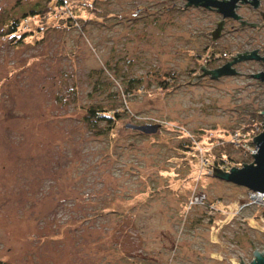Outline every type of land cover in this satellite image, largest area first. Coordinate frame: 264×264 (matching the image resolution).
Wrapping results in <instances>:
<instances>
[{
  "label": "rangeland",
  "instance_id": "1",
  "mask_svg": "<svg viewBox=\"0 0 264 264\" xmlns=\"http://www.w3.org/2000/svg\"><path fill=\"white\" fill-rule=\"evenodd\" d=\"M80 1L0 0V261L248 264L264 249V205L211 168L252 162L264 81L251 74L264 62L217 78L199 67L264 56V19L238 2L212 40L225 18L185 0ZM91 106L120 117L91 128Z\"/></svg>",
  "mask_w": 264,
  "mask_h": 264
},
{
  "label": "water",
  "instance_id": "2",
  "mask_svg": "<svg viewBox=\"0 0 264 264\" xmlns=\"http://www.w3.org/2000/svg\"><path fill=\"white\" fill-rule=\"evenodd\" d=\"M238 2H248L254 6L257 4V0H186V6L190 5H199L204 8H214L216 11L224 18H233L237 19L240 17L234 12L235 7ZM238 27L246 23L244 20L241 21ZM253 25L254 23H248ZM223 25V20H217L216 26L213 31L210 33L211 39L215 40L219 35ZM260 25V24H259ZM254 49L249 51L250 54H247L248 51L245 50L243 53H235L237 56H231L232 61H227L221 67H217L211 70H207L201 65L199 68L203 69V75H210L211 78H217L222 75H232L235 74L231 65L239 59H256L264 62V56H258L255 54ZM203 66V67H202ZM194 74L191 77V81H194L202 75ZM253 77L264 81V71H260L255 74H251ZM262 115V131L256 136L252 137V142L255 145L256 152L252 154V162L249 164L242 163L241 167H231L228 171H223L219 168L212 167L211 175L217 177L226 182L233 183L238 186L245 187L247 190L258 191L264 194V110L260 111ZM160 123H142V124H133L125 123V127L131 128L143 135H155L160 130ZM210 165V164H209ZM241 259V258H240ZM241 264H244L242 259L240 260ZM248 264H264V249L261 252L253 250V259Z\"/></svg>",
  "mask_w": 264,
  "mask_h": 264
},
{
  "label": "trees",
  "instance_id": "3",
  "mask_svg": "<svg viewBox=\"0 0 264 264\" xmlns=\"http://www.w3.org/2000/svg\"><path fill=\"white\" fill-rule=\"evenodd\" d=\"M76 1L81 2L80 0H76ZM62 3H63L62 0H55V5H60ZM51 11H53V9H51ZM29 13L33 14L34 11L30 10ZM16 25H17L16 21L11 22L8 26V30L14 31L16 28ZM119 115L120 114L116 111L91 106L86 109L85 119L88 122V124L92 125L90 126L91 128H94L96 125H98V123H103L104 129L107 132L114 126L116 121L119 119L120 117ZM99 133H102V132H99ZM213 164L216 165V162H214ZM0 264H6V263L3 261H0Z\"/></svg>",
  "mask_w": 264,
  "mask_h": 264
},
{
  "label": "built area",
  "instance_id": "4",
  "mask_svg": "<svg viewBox=\"0 0 264 264\" xmlns=\"http://www.w3.org/2000/svg\"><path fill=\"white\" fill-rule=\"evenodd\" d=\"M237 134H230V140L231 138L233 139V142L231 141V143H234V140H236L234 137ZM202 164V163H201ZM248 200H249V204H257V205H264V194L258 191H251L248 190ZM200 197H195V202H198L196 200H199L200 203L203 202V199H199ZM217 201H213V200H209L208 197H206V210L209 211L210 213H215L216 211H219V207L217 206ZM242 206L239 208L241 209ZM239 209L235 210V214H237L238 211H240Z\"/></svg>",
  "mask_w": 264,
  "mask_h": 264
},
{
  "label": "flooded vegetation",
  "instance_id": "5",
  "mask_svg": "<svg viewBox=\"0 0 264 264\" xmlns=\"http://www.w3.org/2000/svg\"><path fill=\"white\" fill-rule=\"evenodd\" d=\"M186 1V0H185ZM246 4L247 5H250V3H248V2H246ZM174 6V3H172L171 4V7H173ZM196 6H199V5H196ZM207 9H209V10H215L216 11V9H214V8H207ZM254 11H256L257 13H258V15H259V18L260 19H264V9H262V8H260V0H257V4H256V6H254ZM233 18H225L224 19V21H223V24L225 23V22H227V21H229V20H232ZM233 20H235V19H233ZM254 25V27H258V25H259V23H254L253 24ZM222 30V29H221ZM221 34V31H220V33H219V35ZM218 35V36H219ZM211 36V35H210ZM217 36V37H218ZM203 67V66H202Z\"/></svg>",
  "mask_w": 264,
  "mask_h": 264
}]
</instances>
